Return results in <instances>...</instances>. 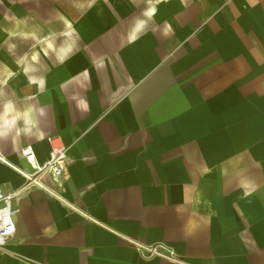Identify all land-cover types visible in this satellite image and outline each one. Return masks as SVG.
Listing matches in <instances>:
<instances>
[{"label":"crops","instance_id":"1","mask_svg":"<svg viewBox=\"0 0 264 264\" xmlns=\"http://www.w3.org/2000/svg\"><path fill=\"white\" fill-rule=\"evenodd\" d=\"M133 10L106 0L61 32L36 35L21 19L14 35L0 30V62L14 71L0 77V111L12 100L44 112L0 154L29 173L21 146L39 163L45 135L68 148L56 189L28 191L0 161L1 189L21 190L0 264H264V0H164L129 43ZM55 38L54 66L33 75L46 50L23 57L16 44ZM133 243L173 259H143Z\"/></svg>","mask_w":264,"mask_h":264},{"label":"rangeland","instance_id":"2","mask_svg":"<svg viewBox=\"0 0 264 264\" xmlns=\"http://www.w3.org/2000/svg\"><path fill=\"white\" fill-rule=\"evenodd\" d=\"M106 0H0V30L6 33V37L9 36V33H13L16 30V26L20 19L23 20L21 23L23 24V29L26 31H33L36 35L44 34L49 28H52L56 31H63L65 28V20H73L80 15H93V9L96 8L99 4L103 3ZM117 1L118 4L124 5L126 0H114ZM134 4L133 14H131L128 18V26L133 23L134 19L140 14L139 10L145 5L146 0H131ZM18 9L21 14L16 15L13 11L10 12L11 8ZM139 11V12H138ZM16 13V12H15ZM17 31V30H16ZM12 36V35H11ZM12 43H11V42ZM16 40L12 38H7V46H13ZM37 40L29 39V40H22L21 44H16L17 46H21L22 56L24 57L25 54L28 56L31 54L33 55L35 50H42L45 52V58L41 61L38 66H35V72L33 75H37L38 77H43L50 69L54 66L51 62L52 58L50 56V52L47 51V47H54L56 44L61 43V38L54 39L53 43L50 40L42 41L40 43H36ZM83 44H79L84 46ZM86 43H88L86 41ZM36 45V46H35ZM35 46V47H34ZM44 47V50L42 49ZM42 47V48H41ZM31 48V49H30ZM54 50V48H53ZM55 52V51H54ZM40 53H42L40 51ZM17 56V55H16ZM10 57L14 58V55H10ZM8 60V56H5ZM37 60V59H36ZM24 64H22L23 67ZM44 67V68H43ZM5 61L2 60L0 62V77L8 78L13 77L14 71L8 70L6 73L4 72L5 69ZM11 174L12 172L6 168ZM41 182L50 187L52 189H56L58 187V181L51 179L50 177L44 175L41 178ZM30 182H22L23 185L28 186L27 190H34L33 186L30 185ZM56 186V187H55ZM52 191V190H51ZM50 194V193H49ZM19 210V208H18ZM151 245V244H150ZM157 246V245H155ZM3 248L8 249L9 247H0V255L5 254V250ZM157 255L146 251L144 248H140L137 250L138 255L143 259H150V258H161L164 260L173 259V254L168 253L165 249L168 248H159ZM171 251H173L171 249ZM27 264H37V263H27Z\"/></svg>","mask_w":264,"mask_h":264},{"label":"built area","instance_id":"3","mask_svg":"<svg viewBox=\"0 0 264 264\" xmlns=\"http://www.w3.org/2000/svg\"><path fill=\"white\" fill-rule=\"evenodd\" d=\"M44 139L48 145L47 158L40 163V168L35 169L38 171L36 177L41 181V178L46 175L55 181H59L61 178L67 176L68 148L57 134H47L44 136ZM19 155L27 164L29 158L37 161L35 152L30 144L21 146ZM16 171L19 170L17 169ZM14 196L9 192H4L0 187V247H4L16 236L15 214L17 209L12 206ZM152 245L153 247L163 246L162 244ZM137 249L140 250V247H137ZM149 252L153 253L151 251Z\"/></svg>","mask_w":264,"mask_h":264},{"label":"clouds","instance_id":"4","mask_svg":"<svg viewBox=\"0 0 264 264\" xmlns=\"http://www.w3.org/2000/svg\"><path fill=\"white\" fill-rule=\"evenodd\" d=\"M164 0H146V6L141 12V17L137 18L128 32L129 43H135L143 34L146 33L149 22L154 20L158 11V5ZM14 35V33H9ZM71 45L61 47L58 53V59L61 61L68 58L72 53ZM0 96L3 93L0 92ZM43 110H37L29 105L24 109H18L12 100L3 103L0 111V140H3L15 132L17 135H31L39 128V117L43 116Z\"/></svg>","mask_w":264,"mask_h":264},{"label":"bare ground","instance_id":"5","mask_svg":"<svg viewBox=\"0 0 264 264\" xmlns=\"http://www.w3.org/2000/svg\"><path fill=\"white\" fill-rule=\"evenodd\" d=\"M82 18V17H81ZM87 19V17H85ZM83 20V19H82ZM83 25V24H82ZM82 28V27H81ZM0 161L4 164H6L7 166H9L10 168H12L16 173L17 175L24 181H29L31 183H29L30 185H33L32 183H35L34 186H37V187H44V185L41 183L40 180L37 179L36 175L38 174V171L35 170L37 168H40V163L36 160H33V159H30L29 158V166L31 167V172H26L25 170H23L22 168H20L19 166H16L14 165L13 163H11L9 160H7L3 155L0 154ZM19 170V171H16V170ZM28 183V182H27ZM29 185H27V188H28ZM22 189V187L20 188ZM23 190V189H22ZM21 190H18V191H15V192H9L10 194H13V195H16L20 192ZM135 246L137 247H140V248H144L145 250H149L151 252H153L155 255L159 254L158 253V250H160L159 248L163 249L164 247H153V245H148V246H142L140 244H137V243H133ZM4 249V248H3ZM138 250V249H137ZM166 251H168V253L170 254H173V252L171 250H167L165 249ZM171 251V252H170Z\"/></svg>","mask_w":264,"mask_h":264}]
</instances>
